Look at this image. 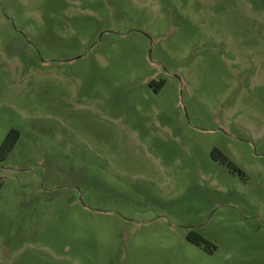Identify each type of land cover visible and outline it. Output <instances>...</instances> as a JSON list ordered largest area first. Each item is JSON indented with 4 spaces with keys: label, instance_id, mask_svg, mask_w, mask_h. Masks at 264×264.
<instances>
[{
    "label": "rangeland",
    "instance_id": "1",
    "mask_svg": "<svg viewBox=\"0 0 264 264\" xmlns=\"http://www.w3.org/2000/svg\"><path fill=\"white\" fill-rule=\"evenodd\" d=\"M13 129L0 264H264V0H0Z\"/></svg>",
    "mask_w": 264,
    "mask_h": 264
},
{
    "label": "trees",
    "instance_id": "2",
    "mask_svg": "<svg viewBox=\"0 0 264 264\" xmlns=\"http://www.w3.org/2000/svg\"><path fill=\"white\" fill-rule=\"evenodd\" d=\"M19 131L13 129L9 135L7 136L5 142L3 143V145L1 146V149H0V159H5L8 154L13 150L16 142L18 141L19 139ZM230 165H233L232 163H230ZM1 187H2V183L0 181V190H1ZM195 235H197V239L194 240L195 243L201 245V244H204V243H208V241L202 237L200 234L198 233H194Z\"/></svg>",
    "mask_w": 264,
    "mask_h": 264
}]
</instances>
